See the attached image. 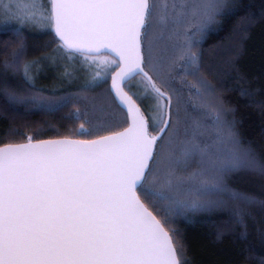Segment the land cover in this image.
Masks as SVG:
<instances>
[{"label": "snow or ice", "instance_id": "6c2138e0", "mask_svg": "<svg viewBox=\"0 0 264 264\" xmlns=\"http://www.w3.org/2000/svg\"><path fill=\"white\" fill-rule=\"evenodd\" d=\"M222 6L223 0H10L3 7L0 0V23L46 21L69 58L79 53L115 66L108 91L126 109L123 117L113 112L100 123L89 121L87 129L81 124L80 134L93 139L33 142L29 136L27 143L0 147V264H186L178 230L166 227L173 214L218 207L223 201L209 197L229 192L227 174L257 163L220 112L217 138L231 148L216 159L192 140L178 141L171 98L161 90L167 81L158 86L145 71L142 47L159 75L153 44L189 18L211 22ZM103 51L116 58L98 61ZM30 66L24 65L25 75ZM137 75L140 80L129 83ZM139 87L143 97L132 91ZM134 95L155 101L147 106L148 117ZM129 116L127 128L112 131ZM193 161L197 169L178 174ZM210 169L211 179H201Z\"/></svg>", "mask_w": 264, "mask_h": 264}, {"label": "trees", "instance_id": "16d2710c", "mask_svg": "<svg viewBox=\"0 0 264 264\" xmlns=\"http://www.w3.org/2000/svg\"><path fill=\"white\" fill-rule=\"evenodd\" d=\"M59 45L50 27L44 32L0 27V146L27 142L29 136L93 139L80 134L81 124L87 129L89 121L100 123L113 112L123 117L126 110L108 91L115 66L107 65L96 77L97 72L61 57L59 50L67 51ZM189 53L195 54L194 60L189 61ZM99 55L115 59L109 53ZM143 55L144 67L158 86L167 81L161 90L171 98L168 112L179 129L178 141L192 140L216 159L231 148L217 138L215 114L220 112L234 125L241 149L257 163L254 169L240 168L225 177L229 191L247 199L210 194L223 203L173 214L166 227L178 230L183 259L186 264H264V0H223L211 22L200 25L189 18L177 25L152 46L151 60L159 75L148 66L147 48ZM26 63L31 65L27 75ZM139 80L137 75L129 83ZM133 97L148 117L147 106L153 103ZM128 124L129 117L112 131ZM149 130L157 134L151 122ZM199 166L193 161L178 174L188 176ZM211 176L210 169L201 179Z\"/></svg>", "mask_w": 264, "mask_h": 264}, {"label": "rangeland", "instance_id": "374dc122", "mask_svg": "<svg viewBox=\"0 0 264 264\" xmlns=\"http://www.w3.org/2000/svg\"><path fill=\"white\" fill-rule=\"evenodd\" d=\"M9 3H10V0H3V7H7V5ZM45 6H47V4H45ZM3 19L7 20L8 17L4 16ZM46 23L47 22L45 21V22L40 23V24H31V23L25 24L22 21H13L11 23H0V27H22V28H26V29H30V30H35L38 32H44L49 28L46 26ZM59 53H60L61 57L67 58V61L80 65V67L82 69L87 70L91 74H95L97 71H100V70H102L103 72L106 71L107 64H102V63L98 64V62H93L92 60L85 59L84 56L83 57H76L75 55H72L71 58H69V54L67 52L61 54L60 50H59ZM60 55H58V57H55V58L60 59L59 58ZM97 60L98 61H105L106 58L102 55H99ZM135 89L140 94V96H142V97L144 96L142 87L135 88ZM146 101L150 104L154 103V100L152 98H147ZM231 193L232 192L229 191V192L224 193V194H226L227 197H232Z\"/></svg>", "mask_w": 264, "mask_h": 264}, {"label": "water", "instance_id": "95a60500", "mask_svg": "<svg viewBox=\"0 0 264 264\" xmlns=\"http://www.w3.org/2000/svg\"><path fill=\"white\" fill-rule=\"evenodd\" d=\"M101 53H109L110 55H112V56H114L115 57V55L113 54V53H111L110 51H103V52H101ZM100 53V54H101ZM142 54H143V48H142ZM116 58V57H115ZM145 68V67H144ZM118 69H116L115 71H117ZM115 71L112 73V75H114L115 74ZM145 71H147L146 69H145ZM148 72V71H147ZM149 73V72H148ZM149 75H150V73H149ZM151 76V75H150ZM136 77V76H135ZM125 91H128L127 89H126V87H125ZM114 94V93H113ZM130 94V93H129ZM133 99L134 100H136L134 97H133ZM118 101V100H117ZM119 103V102H118ZM136 103H137V105L138 106H140L139 105V103L136 101ZM124 109H125V107L123 106V105H121ZM140 108H141V106H140ZM126 110V109H125ZM141 110H142V108H141ZM143 111V110H142ZM131 123V117L129 116V124ZM129 124H128V126H129ZM127 126V127H128ZM127 127H125V128H127ZM124 129H122V130H120V131H123ZM150 131V130H149ZM63 138V137H62ZM52 139H61V138H51V139H43V140H52ZM70 139H78V138H70ZM78 140H88V139H78ZM35 141H40V140H33V142H35ZM28 142V141H27ZM27 142H22V143H27ZM4 145H2V146H0V147H3ZM142 199V198H141Z\"/></svg>", "mask_w": 264, "mask_h": 264}]
</instances>
